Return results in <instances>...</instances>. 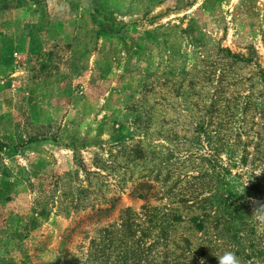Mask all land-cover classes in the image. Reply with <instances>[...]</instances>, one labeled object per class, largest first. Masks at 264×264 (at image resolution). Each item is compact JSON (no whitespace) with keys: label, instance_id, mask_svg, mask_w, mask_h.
<instances>
[{"label":"rangeland","instance_id":"rangeland-1","mask_svg":"<svg viewBox=\"0 0 264 264\" xmlns=\"http://www.w3.org/2000/svg\"><path fill=\"white\" fill-rule=\"evenodd\" d=\"M263 76L264 0H0V264L80 263L143 205L264 264Z\"/></svg>","mask_w":264,"mask_h":264},{"label":"trees","instance_id":"trees-1","mask_svg":"<svg viewBox=\"0 0 264 264\" xmlns=\"http://www.w3.org/2000/svg\"><path fill=\"white\" fill-rule=\"evenodd\" d=\"M233 62L242 61L241 57L224 50ZM264 85V76H263ZM129 160H142L145 152L141 142L125 147ZM139 199L144 196L138 195ZM178 198L177 202H181ZM221 205H230L222 197ZM204 201V200H203ZM185 202V201H184ZM232 208L221 214L217 210H204L191 216L189 221L200 231L211 215L215 224L231 215ZM105 212V210H102ZM161 213L155 207L143 205L138 212L123 208L118 212L117 219L97 230L95 236L88 240L84 260L74 264H217V260L208 257L203 250L192 248L185 237L174 238L170 235L169 223L181 221L177 215ZM235 219V218H232Z\"/></svg>","mask_w":264,"mask_h":264},{"label":"clouds","instance_id":"clouds-1","mask_svg":"<svg viewBox=\"0 0 264 264\" xmlns=\"http://www.w3.org/2000/svg\"><path fill=\"white\" fill-rule=\"evenodd\" d=\"M237 193L239 195L244 194L243 188H237ZM250 202L257 208H264V204H260L255 198L249 197ZM258 220L264 221V215L258 216ZM200 264H205L203 259L200 260ZM217 264H241L240 258L236 255L234 251H225L217 259Z\"/></svg>","mask_w":264,"mask_h":264}]
</instances>
